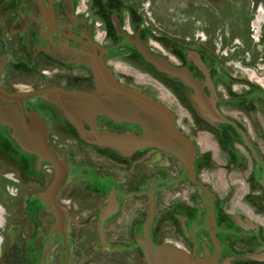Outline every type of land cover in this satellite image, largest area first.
<instances>
[{"label": "flooded vegetation", "instance_id": "1", "mask_svg": "<svg viewBox=\"0 0 264 264\" xmlns=\"http://www.w3.org/2000/svg\"><path fill=\"white\" fill-rule=\"evenodd\" d=\"M200 1L225 15L227 0ZM136 6L0 0V88L25 96L23 106L0 96V112L22 107L32 138L37 113L69 165L50 196L55 164L24 149L0 116V264H162L172 248L216 264H264V58L221 56L196 30L158 38ZM222 26L234 50L247 45V35ZM93 44L118 81L173 111L195 144L191 164L159 147L108 143V134L143 129L107 115L77 126L45 98L47 87L94 89L79 60Z\"/></svg>", "mask_w": 264, "mask_h": 264}, {"label": "water", "instance_id": "2", "mask_svg": "<svg viewBox=\"0 0 264 264\" xmlns=\"http://www.w3.org/2000/svg\"><path fill=\"white\" fill-rule=\"evenodd\" d=\"M93 49L79 53L80 62L88 64L94 72L95 86L91 91H72L60 87H47L43 90L45 98L56 105L62 116L77 126L83 124L86 118L91 125H95L100 115H107L117 121H126L142 127L141 135H113L108 134V143L123 145L129 144L133 148L159 147L169 150L188 164L194 160L196 147L193 141L187 138L176 127V116L167 106L154 100L145 93L123 85L114 76L113 71L105 64L106 53L104 48L93 44ZM0 96L8 97L23 106V95H7L0 88ZM0 112L2 120L16 129V137L22 147L35 152L53 162L57 168L56 177L50 187L49 194L54 196L64 185L69 174L68 161H60L56 152L49 146L44 124L37 127L39 115L31 116L32 130L37 129L32 138L29 123L23 115L21 107H3ZM162 264H216L212 258H198L181 250L172 248Z\"/></svg>", "mask_w": 264, "mask_h": 264}, {"label": "rangeland", "instance_id": "3", "mask_svg": "<svg viewBox=\"0 0 264 264\" xmlns=\"http://www.w3.org/2000/svg\"><path fill=\"white\" fill-rule=\"evenodd\" d=\"M126 1L131 5H137L136 14L155 30L158 38L184 40L192 30H196L199 34L206 32L217 42L216 47L221 56L227 54L232 59H243L246 64L250 62L245 61L244 57L249 58L252 55L257 60L264 58V0H227L225 15L215 5L200 0ZM147 2L150 5L145 9ZM223 24L227 26L232 24L235 26L233 31L240 32L243 36L247 35V45L240 51L234 50L236 43L228 35V27L224 29ZM225 40L228 42L225 43ZM134 74L140 75L138 72ZM262 81L264 83L263 78Z\"/></svg>", "mask_w": 264, "mask_h": 264}]
</instances>
